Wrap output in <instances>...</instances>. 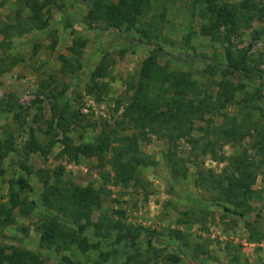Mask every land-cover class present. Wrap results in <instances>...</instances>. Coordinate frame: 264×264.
<instances>
[{
	"label": "rangeland",
	"instance_id": "374dc122",
	"mask_svg": "<svg viewBox=\"0 0 264 264\" xmlns=\"http://www.w3.org/2000/svg\"><path fill=\"white\" fill-rule=\"evenodd\" d=\"M37 1L44 7L40 20L33 23L27 0H0V154H6L0 160V203L7 202L10 183L20 177L30 187L20 192V198L34 203L30 214L16 209L11 223L0 226V248L26 251L44 264H264V93L260 85L264 84V0H219L235 22L230 32L229 24L221 21L215 26L209 14L203 17L205 8L196 0H148L150 8L138 17L136 27L129 31L123 27L121 32L101 31L97 20H89L92 27H88L83 21L86 7L78 2ZM227 49L260 77L251 82L231 74L225 77L237 91L234 103L222 113L243 125L245 136L240 142L222 144L210 137L215 145L211 155L202 154L201 147L191 151L185 140L169 148L165 140L150 136L138 142L145 165L137 168L135 179L125 186L116 181L111 169L114 149L132 131L119 132L115 122L127 105L132 94L127 91L137 83L143 61L155 55L165 73L183 75L202 97L215 100L217 85L224 79L215 67L228 64ZM166 52L205 57L210 65L176 62ZM100 65L106 67V77L93 79ZM10 95L21 107L15 113L5 106ZM208 123L218 126L222 117L206 114L194 128ZM29 130L41 146L38 152L28 149ZM62 130H67L74 145L96 144L102 131H111V150L102 160L81 157L69 163L60 155ZM193 136L202 132L196 130ZM51 142L55 143L49 147ZM244 152L258 164L254 194L244 201H227L216 183L229 173L219 158ZM59 167L64 169V186L101 190V208L91 215L92 223L101 228L90 225L81 234L97 250L82 252L75 245H63L56 252L40 245L39 226L44 220L56 219L69 234L78 229L41 204L42 179L51 177L52 184ZM27 169L32 173L28 175ZM117 222L138 230L135 250L128 241L116 242L118 231L109 224ZM100 253L106 261H101ZM134 253L137 257L130 260ZM171 256L179 261L172 263Z\"/></svg>",
	"mask_w": 264,
	"mask_h": 264
},
{
	"label": "trees",
	"instance_id": "16d2710c",
	"mask_svg": "<svg viewBox=\"0 0 264 264\" xmlns=\"http://www.w3.org/2000/svg\"><path fill=\"white\" fill-rule=\"evenodd\" d=\"M29 8L33 13L31 21L36 23L40 20L41 10L44 7L37 0H27ZM49 1V0H47ZM78 2L86 7L87 14L83 21L88 27L91 26L89 20H97V27L101 31H110L115 29L121 32L124 27L126 30H132L136 27L138 17L147 12L150 8L148 0H118L117 3H104L102 0H71ZM219 0H196L200 6H203L201 14L207 18L211 24L217 26L223 21L230 25L229 32L236 27L231 13L217 2ZM248 6V2L246 3ZM256 6V5H255ZM206 9L208 12H206ZM209 28H205L207 30ZM125 39V38H124ZM135 45H146L140 40L127 39ZM75 54L78 51L71 49ZM166 55L172 57L176 62L197 63L202 62L210 65V59L200 58L190 55L173 56L166 52ZM227 65L215 69L221 72L224 79L218 83V93L215 100H209L201 96L200 90L196 85L181 74L165 73L164 68L157 62L155 55H150L143 61L138 73V80L135 86L127 92H132L128 97L127 105L123 108L120 118L115 122V129L119 132L132 131L130 136H122L118 141V148L111 162V169L115 174V179L122 185H126L135 179V172L139 166L145 165L138 151L139 141H148L150 136L165 140L169 148L179 140H185L191 151L200 150L202 154L215 155V145L210 137L215 138L222 144L239 143L245 136V130L241 123L237 122L235 117L222 113V109L234 103V96L237 89L225 77L228 74L240 76L248 81H256L260 77L251 74L245 62L235 56L230 49L226 50ZM106 67L100 65L93 72V79H103L106 77ZM262 93H264V84H260ZM12 96L8 98L5 106L9 112L15 113L21 107L16 101H12ZM33 105H37L34 102ZM27 111L29 108L26 109ZM206 114L222 117V123L218 126H212L208 123L205 128H194L196 122L204 119ZM15 117L19 115L15 114ZM23 117V116H22ZM62 119V117H61ZM26 120L23 118V123ZM202 132V136L194 137L193 132ZM67 130H62L60 144L62 150L60 155L69 163H77L82 158H97L102 160L104 154L111 150L113 132L102 131L96 144L74 145L72 140L66 136ZM33 130H29L31 137L28 149L32 152L40 151L41 146L35 142ZM212 138V139H213ZM214 140V139H213ZM203 142L200 146V142ZM55 142H51L49 147ZM4 147V146H3ZM31 147V148H30ZM6 156L0 154V160ZM221 162L227 164L229 173L226 176L218 178L217 186L222 190L227 201L247 200L254 194L252 187L256 181V164L246 152L235 156L219 158ZM1 165V162H0ZM28 175L31 170L27 169ZM64 169L59 167L53 172V183L49 184L51 177L42 179L43 192L41 194V204L47 210L55 211L58 215L69 219L78 229L73 234L64 232L60 223L56 219H47L40 223L39 229L40 245L45 248H54L56 252L61 250L63 245H75L80 251L86 252L90 249L97 250L96 244H88L81 237L87 226L93 225L100 230V224L92 223L91 215L101 208L100 191L90 186L81 187L73 184L64 186L62 176ZM3 171L0 169V177ZM30 190L29 184L22 177L11 182L8 187V199L5 203H0V226L8 225L12 221L13 212L18 209L22 214L28 215L34 208V203L27 202V198H20V192ZM228 211V210H226ZM242 217L243 214H237ZM109 227L118 231L116 242H130V247L135 250L136 240L139 237L138 230L127 227L119 222L109 224ZM151 237V236H150ZM133 253V251L131 252ZM102 262L107 257L99 254ZM130 254V260L135 259ZM172 263L179 259L175 256L168 258ZM0 264H44L39 257L26 251L14 248L10 252L0 248Z\"/></svg>",
	"mask_w": 264,
	"mask_h": 264
}]
</instances>
